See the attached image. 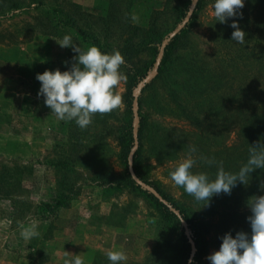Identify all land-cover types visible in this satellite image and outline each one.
Segmentation results:
<instances>
[{
  "label": "rangeland",
  "instance_id": "obj_1",
  "mask_svg": "<svg viewBox=\"0 0 264 264\" xmlns=\"http://www.w3.org/2000/svg\"><path fill=\"white\" fill-rule=\"evenodd\" d=\"M19 1L26 5L31 0ZM43 1L51 7L68 6L65 2L68 0ZM113 1L115 0H83L87 3L84 10L89 14L85 13V17H81L79 21L81 25L101 36L108 44L109 52L119 49L123 43L120 34L122 25L129 21L138 25H148L155 9H168L165 8V0H116L117 5L112 9L115 4L111 5ZM212 5L213 0H208L199 11L193 30L188 33L186 39L188 45L181 48L178 55H194L195 51L200 50L202 54L208 56L216 50L214 30L211 29V23L215 18ZM47 10L44 5L38 4L35 8L22 10L7 18L0 16V32L5 33L8 30V33L13 35L8 40L0 37V264H63L68 254L70 257L73 254L80 255L84 264H91L95 254L85 253L83 247L87 233L88 236L91 235L88 241L92 242V245H97L95 250L120 249L125 252L128 261L145 263L150 259L153 263L155 242L161 237L162 216L144 193L118 188L114 183L106 182L105 176H102L104 170L101 169L102 165L117 173L125 168L119 157L118 134L125 110L122 94L126 79L121 80L116 88L122 97V103L114 111L111 110L114 115L102 125L90 129L91 132L101 134L99 141L90 139L85 144H79L74 137L70 138L61 123L62 119L52 113L51 108L45 109L42 106L37 108V97L32 84V67L29 66L34 63L29 62L34 59L42 61L41 58L56 59L64 54L67 46L62 47L55 38L60 39L66 33H70L74 42L81 47L88 46L78 40L74 29L70 27H62L57 33L49 26H43L40 32L29 30V24H34L39 14L48 17L52 14L50 10L48 14ZM110 12L116 21L106 26V22L100 17H106ZM127 19L129 21H126ZM175 22V15L168 11L156 19L159 29L169 34L182 23L175 27ZM151 58L152 56L145 51L136 56L135 61L143 66ZM121 70L126 73L122 65ZM157 73L149 81H152ZM141 87L142 84L137 87L139 94ZM150 90L154 94L149 93L156 95V99L154 102L150 100V106L144 102L142 112L148 111L152 122L182 128L194 136L193 139L198 138L199 131L195 132V127L190 125L189 121L179 118L176 115L177 111L167 100V85L157 80ZM31 92L35 97L34 108L30 104H34L33 97L29 94ZM226 102L227 97H224L221 102L223 106L221 116L227 115L230 111V106ZM220 128V125L216 127L214 135L218 145L221 141L227 147L224 148L227 155L237 138L236 129L230 128L228 121L223 123V131ZM189 153L181 151V156L174 161L167 159L157 161L147 155L150 178L196 216L209 221L215 227L221 226L222 218L218 212L228 207L230 203L232 205V202L234 208L231 209L251 212L248 199L235 201L236 198H231L232 194H241L239 188L243 185L240 183H236L230 192L221 191L213 195L204 205L202 201H197L187 193L182 186L175 184L170 177V171L181 159L191 155ZM99 156L103 157L102 162ZM191 156L196 160L193 170L204 171V165L199 162L200 155L194 153ZM69 184L73 185V190L65 188ZM65 190L69 194L67 202L69 200L70 203L59 207L54 205L56 196ZM47 202L52 206L44 205ZM213 210L217 212L211 215ZM245 215L246 217L229 220L231 226H234L230 229L233 235L238 230L251 233V224L247 219L250 214ZM92 218L118 224L119 230L105 226L98 230L102 234L100 238V234H96L98 233L96 227H92V232L86 229L89 223L92 225L90 222ZM33 221L37 225V234L25 239L21 232L24 228L30 227ZM219 234H224L223 229L218 232L213 228L211 247L206 256L207 264H211L209 254L220 246Z\"/></svg>",
  "mask_w": 264,
  "mask_h": 264
},
{
  "label": "trees",
  "instance_id": "obj_2",
  "mask_svg": "<svg viewBox=\"0 0 264 264\" xmlns=\"http://www.w3.org/2000/svg\"><path fill=\"white\" fill-rule=\"evenodd\" d=\"M33 1L37 5H44L48 9L46 11L48 14L49 10L52 13L49 14V17L45 14H39L36 18L37 24L49 26L55 33L59 32L62 27L73 28L78 40L88 46L96 44L109 52L108 44L102 40L98 33L79 23L81 17L89 14L80 3L68 0L65 2L69 7L60 5L51 7L44 4L43 0ZM207 2L208 0H198L186 24L177 34L169 37L158 67L156 64L157 57L169 32H162L156 24V19L168 11L175 15L176 27L188 15L193 0H165V8L168 9H155L148 25H138L127 19L126 21L129 22L121 26L120 34L123 43L119 50L125 57V63L122 66L126 70V84L122 94L125 110L118 139L120 144L119 157L125 168L122 172L117 173L114 170L104 168L105 166L102 165L101 169L104 170L101 174L103 177L105 176L106 182H112L118 188H126L131 191L138 190L144 193L152 200L163 220L161 237L155 242L153 263L149 259L145 263L127 260L121 264H189L192 251L190 238L193 239L196 246L192 264H207L206 256L211 247L213 228H216L218 232L223 229L225 233V230L234 227L229 222L231 218L246 217L245 214L251 213L231 209L234 208V202H232V205L230 203L228 207L218 212L219 217L222 218L221 226L215 227L209 221L196 216L193 211L161 188L149 175L147 155L154 157L157 161L165 159L174 161L181 156L183 150L189 151L191 155L198 153L200 155L199 162L204 165V171L210 177L215 176L221 165L225 169L236 171L246 162L251 143L264 140V0H245L243 8L238 10V14L228 17L225 22L213 19L211 29L214 30L216 47L213 53L206 56L197 50L194 55L190 53V55H178L181 48L187 47L188 33L193 30L198 13ZM21 3L19 0H0V15L14 9L30 6V4L23 5ZM111 5H113L112 9H115L117 1H113ZM240 12L242 15L239 14ZM100 18L106 22V26L116 21L111 17V12L106 17ZM233 20H237L239 27L246 32V40L243 44L232 39ZM36 23L33 28L37 27ZM0 37L5 39L13 37V35L12 33L8 35L6 32H0ZM145 51L152 58L146 62V65L141 66L136 63L135 57ZM75 55L72 46H67L66 52L60 57L36 61L32 65V84L37 97V108L42 106V108L48 109L50 107L44 103V96L38 95L41 81L36 78V74L49 68L53 70L57 67L61 70L69 68L74 63L73 57ZM156 68L158 73L155 78L152 81H147L148 76ZM157 80H161L167 85V100L175 108L179 118L189 121V124L195 127V132L199 131L198 138L193 139L194 136L182 128L152 122L149 112H142L144 102L150 106V100L154 102L156 99V95H152L154 93L150 89L154 87ZM141 84V93H138L139 146L133 155V168L136 174L145 182L153 185L166 201L159 199L140 185L132 177L129 170V154L135 141V116L132 104L137 94V87ZM183 93L185 97H183ZM224 97H227L226 104L228 103L230 106V111L227 115L221 116L220 113L223 108L221 102ZM113 111L93 114L91 123L85 128H81L74 120L62 119L61 123L66 128L70 138L74 137V140H77L79 144H85L90 139L99 141L102 137L101 134L91 132L90 129L105 123L114 115ZM225 121L229 122L230 128L235 127L237 136L227 155H225L226 150H224L227 147L221 141L218 145L214 135L218 125L223 131ZM193 148H195L194 152L192 151ZM102 158L99 156L101 162ZM208 160L212 162L209 163ZM63 163L67 164L66 161ZM245 182L237 181L243 186L239 188L241 194H232L231 198H236L235 201L264 194V187H262L264 168L254 169L245 178ZM65 188L73 190V185L69 184ZM67 197L69 194L66 193V190L60 192L54 199V205L59 207L66 204ZM44 205L52 206L49 202ZM216 212L217 210H213L211 215ZM222 235L219 234V238ZM218 242L221 244L222 240L220 239ZM91 264H110V261L106 255L97 253Z\"/></svg>",
  "mask_w": 264,
  "mask_h": 264
},
{
  "label": "clouds",
  "instance_id": "obj_3",
  "mask_svg": "<svg viewBox=\"0 0 264 264\" xmlns=\"http://www.w3.org/2000/svg\"><path fill=\"white\" fill-rule=\"evenodd\" d=\"M244 4L245 0H213L215 21L225 22L228 17L237 15ZM239 14L242 15V12ZM232 27V39L243 44L246 40L245 30L239 27L237 20L232 21ZM55 39L62 47L72 46L76 53L74 63L64 70L57 67L38 72L36 78L41 81L38 95L44 96V103L58 118L74 120L85 128L91 123L93 114L109 112L122 103L116 88L121 80L126 79V74L121 70L125 57L119 49L108 52L96 44L81 47L74 42L70 33ZM195 164L193 156H186L170 171V177L204 205L213 195L221 191L230 192L238 180L245 182L254 169L264 168V140L251 143L246 162L236 171L226 170L221 165L215 176L210 177L206 171H194ZM248 204L251 208L247 217L251 233L245 230H238L235 235L231 230L225 232L219 248L208 256L211 264H264V194L251 196ZM36 227L33 221L30 227L22 230L21 235L29 239L37 234ZM106 256L110 264H121L127 259L120 249H109ZM193 260L194 257L190 256L189 264ZM64 264H84V260L80 255H74L66 258Z\"/></svg>",
  "mask_w": 264,
  "mask_h": 264
},
{
  "label": "water",
  "instance_id": "obj_4",
  "mask_svg": "<svg viewBox=\"0 0 264 264\" xmlns=\"http://www.w3.org/2000/svg\"><path fill=\"white\" fill-rule=\"evenodd\" d=\"M197 1L198 0H194L192 5H191V8L189 10V13L188 15L184 18V20L182 21L181 24H179L170 34L168 37H166L163 41V45L161 47V51L158 55V58H157V67L160 65L161 63V58H162V54H163V49L169 39V37H172L174 36L175 34H177L181 29L182 27L186 24V22L188 21L190 15L192 14V12L194 11L195 7H196V4H197ZM157 73V68L156 70L147 78V81L151 80L154 75ZM133 112H134V116H135V127H134V138H135V141H134V146H133V149L132 151L130 152L129 154V170L131 172V175L132 177L140 184L142 185L143 187H145L146 189H148L150 192H152L155 196H157L159 199L161 200H165V198L162 196V194L151 184L145 182L144 180H142L135 172L134 168H133V155H134V152L135 150L138 148L139 146V94L137 92L134 100H133ZM191 239V242H192V251H191V257H193V255L195 254V251H196V246H195V243L193 241L192 238Z\"/></svg>",
  "mask_w": 264,
  "mask_h": 264
},
{
  "label": "crops",
  "instance_id": "obj_5",
  "mask_svg": "<svg viewBox=\"0 0 264 264\" xmlns=\"http://www.w3.org/2000/svg\"><path fill=\"white\" fill-rule=\"evenodd\" d=\"M73 1H75V2H78V3H80L83 7H85L84 5H87V3H84L83 2V0H73ZM30 6H25V7H21V8H19V9H14L13 11H11V12H8V13H6V14H4V15H0L1 17L3 16L4 18H7L8 16H12V15H14V14H17V13H19V12H21L22 10H25V9H28V8H35L36 6H37V4L33 1V0H31L30 1ZM36 23V22H35ZM34 23V24H35ZM34 24H29V27H28V29L29 30H31V31H35V32H40V30H41V28H43V26H40L39 24H37V29L36 28H33L34 27ZM27 29V30H28ZM5 30V29H4ZM6 34H8V35H10L9 33H8V30H6ZM5 36H7V35H5ZM35 38V37H34ZM5 40H8V37L7 38H5ZM33 50V49H32ZM33 52V54H35V52H34V50L32 51ZM46 59H49V58H46ZM40 59H34V60H32V61H30L29 62V64H33V63H35L36 61H39ZM41 60H43V58H41ZM30 67H32V65H29ZM31 73V72H30ZM30 95H31V97H33L32 98V100L34 101L33 103L34 104H32V103H30L31 104V107H35L36 105H35V97H34V93L33 92H31V93H29ZM35 105V106H34ZM70 203V201L68 200V202L66 203V204H69ZM90 222L92 223V225L89 223V227H86V229H87V231L89 232V231H91L92 232V227L94 228V227H96V232H98V230H101V229H103V227H112L113 229L115 228V230L116 231H118L119 230V225L118 224H114V223H107V222H102V219H101V221H99V220H96V219H90ZM93 232H95V231H93ZM85 233H87V232H85ZM41 234H42V232H41ZM92 234V233H91ZM96 234H100L99 235V237L101 238V236H102V234H101V231H99L98 233H96ZM86 235V238L84 239V241H85V244H84V252L85 253H87V254H90V253H93V254H97V253H100V254H104V255H106V252L107 251H103V250H95L96 248H97V245H92L89 241H88V239L90 238V236H88V233L87 234H85ZM84 235V236H85ZM96 251V252H95ZM74 255H76V254H73L72 256H74ZM68 257H70V255L68 254L67 255V258ZM128 260V258L126 259V261ZM64 261V260H63ZM64 263V262H63Z\"/></svg>",
  "mask_w": 264,
  "mask_h": 264
}]
</instances>
